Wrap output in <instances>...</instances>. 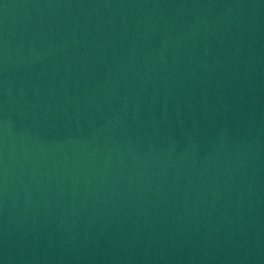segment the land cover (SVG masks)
Returning a JSON list of instances; mask_svg holds the SVG:
<instances>
[{
    "label": "water",
    "instance_id": "obj_1",
    "mask_svg": "<svg viewBox=\"0 0 264 264\" xmlns=\"http://www.w3.org/2000/svg\"><path fill=\"white\" fill-rule=\"evenodd\" d=\"M0 264H264V0H0Z\"/></svg>",
    "mask_w": 264,
    "mask_h": 264
}]
</instances>
